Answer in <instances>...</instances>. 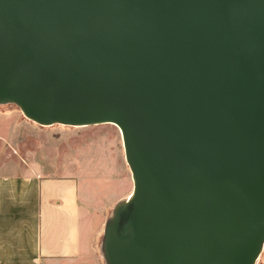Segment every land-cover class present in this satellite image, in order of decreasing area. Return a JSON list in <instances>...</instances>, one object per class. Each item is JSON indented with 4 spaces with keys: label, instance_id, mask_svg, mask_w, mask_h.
Here are the masks:
<instances>
[{
    "label": "water",
    "instance_id": "water-1",
    "mask_svg": "<svg viewBox=\"0 0 264 264\" xmlns=\"http://www.w3.org/2000/svg\"><path fill=\"white\" fill-rule=\"evenodd\" d=\"M0 103L121 130L135 190L107 264H255L264 0H0Z\"/></svg>",
    "mask_w": 264,
    "mask_h": 264
},
{
    "label": "rangeland",
    "instance_id": "rangeland-1",
    "mask_svg": "<svg viewBox=\"0 0 264 264\" xmlns=\"http://www.w3.org/2000/svg\"><path fill=\"white\" fill-rule=\"evenodd\" d=\"M0 117L12 124L13 135L6 147L21 163L24 161L20 157L29 164H40L45 176L75 180L84 233L92 242V250L85 256L89 264H107L102 250L105 228L116 206L128 201L135 190L119 127L112 123L42 125L28 118L14 103H0ZM4 123L0 119V130ZM255 264H264V246Z\"/></svg>",
    "mask_w": 264,
    "mask_h": 264
},
{
    "label": "crops",
    "instance_id": "crops-1",
    "mask_svg": "<svg viewBox=\"0 0 264 264\" xmlns=\"http://www.w3.org/2000/svg\"><path fill=\"white\" fill-rule=\"evenodd\" d=\"M0 119V264H89L75 180L21 163L6 147L12 124Z\"/></svg>",
    "mask_w": 264,
    "mask_h": 264
},
{
    "label": "bare ground",
    "instance_id": "bare-ground-1",
    "mask_svg": "<svg viewBox=\"0 0 264 264\" xmlns=\"http://www.w3.org/2000/svg\"><path fill=\"white\" fill-rule=\"evenodd\" d=\"M115 125V124H114Z\"/></svg>",
    "mask_w": 264,
    "mask_h": 264
}]
</instances>
